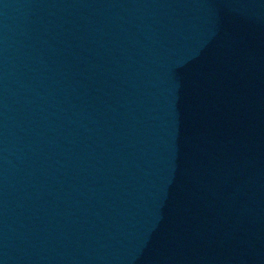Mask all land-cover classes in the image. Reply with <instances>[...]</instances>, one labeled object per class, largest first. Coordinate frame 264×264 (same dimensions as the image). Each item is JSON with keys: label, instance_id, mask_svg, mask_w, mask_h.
I'll return each mask as SVG.
<instances>
[{"label": "water", "instance_id": "1", "mask_svg": "<svg viewBox=\"0 0 264 264\" xmlns=\"http://www.w3.org/2000/svg\"><path fill=\"white\" fill-rule=\"evenodd\" d=\"M0 264H264V0H0Z\"/></svg>", "mask_w": 264, "mask_h": 264}]
</instances>
